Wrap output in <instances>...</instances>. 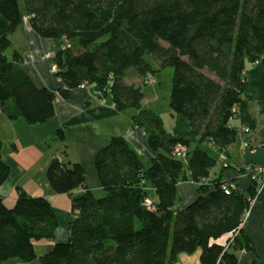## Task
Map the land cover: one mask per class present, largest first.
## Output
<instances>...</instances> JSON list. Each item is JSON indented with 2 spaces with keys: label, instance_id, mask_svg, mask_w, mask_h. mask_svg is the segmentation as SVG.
Here are the masks:
<instances>
[{
  "label": "trees",
  "instance_id": "obj_1",
  "mask_svg": "<svg viewBox=\"0 0 264 264\" xmlns=\"http://www.w3.org/2000/svg\"><path fill=\"white\" fill-rule=\"evenodd\" d=\"M23 2L34 32L60 41L53 64L64 86L57 93L67 99L92 86L100 98L111 96L118 112L134 109L132 125L145 130L153 156L145 162L126 137L111 136L94 156L103 189L97 196L80 162L53 154L47 178L54 192L71 196L69 236L38 258L35 243L54 239L59 226L50 199L22 188L9 205L0 193V264H172L198 247L202 264H238L249 246L240 228L262 175L252 179L256 165L241 170L252 180L247 195L237 187L225 193L222 185L236 184L212 171L229 168V148L245 133L232 120L247 66L264 58V0ZM22 17L20 0H0V105L10 119L45 123L57 115V93L35 80L19 50L7 52ZM167 66L174 68L172 131L143 105V89L127 80L131 70L156 75ZM10 173L0 137V186ZM186 180L199 184L198 196L175 209L178 184Z\"/></svg>",
  "mask_w": 264,
  "mask_h": 264
},
{
  "label": "crops",
  "instance_id": "obj_2",
  "mask_svg": "<svg viewBox=\"0 0 264 264\" xmlns=\"http://www.w3.org/2000/svg\"><path fill=\"white\" fill-rule=\"evenodd\" d=\"M26 36L28 37L29 44L23 53L24 67L33 75L40 85L46 86L57 93L64 85L57 79L56 74L53 73L51 69L53 65V57L60 47V41L57 39L39 37L34 30L28 29ZM46 60H50L51 64L50 68L47 66L44 69L43 65ZM246 70L247 80L245 93L241 102L238 104L237 116L232 120V124L239 129L248 127L250 128V132L247 134L243 133L240 140L230 146L228 151L230 160L229 168L224 170L223 166L219 164L212 171V176L218 177L222 173L225 180L234 182L239 191L249 195L251 192L250 186L252 180L248 175L249 171L243 173L241 170H245L246 168L248 170L252 165L264 166V58L259 65H256L255 63L249 64ZM55 105L57 115L51 120H54V127L55 125H58L59 129H62L63 131L64 128L68 127H78V130L81 128L82 130H86L87 127H84L83 125L88 124L91 121H105L110 118L128 120L129 125L127 131H105L98 144L104 146L105 143L107 144L109 142L111 136L124 134L123 136L128 139L132 147H134L142 156L147 157L148 159L153 156V152L149 149L147 144V134L145 130L143 128H135L132 125V113L127 117L121 118L123 113L117 111L112 97L107 96L100 98L92 86H87L85 89L79 87L72 90L67 99L62 98L57 93L55 97ZM18 122L23 128H25V124L23 125L21 121ZM244 139L250 141L252 148H244ZM12 176L13 174L10 173L8 180L0 186V193L9 205L14 204L18 196V190L22 189L21 186L12 179ZM198 186L199 184L191 180L180 182L178 184L180 201L175 209L182 208L195 200L198 196ZM81 191L82 190H77L75 193ZM52 192L53 191H46L45 194L28 193L38 196L50 195L51 198ZM54 209L58 216L57 209L55 207ZM71 218L72 208L70 213H66V219H69L70 221ZM57 232L58 231H56L55 234V242L64 241L69 236L68 233L67 237L59 239L57 238ZM239 236L242 237L243 240H247L249 246L244 248L245 250H240L238 253V264H264V183L259 198L251 203L249 216L246 218ZM199 258L200 250L192 255L188 253H180L177 260L172 264H197V259Z\"/></svg>",
  "mask_w": 264,
  "mask_h": 264
},
{
  "label": "rangeland",
  "instance_id": "obj_3",
  "mask_svg": "<svg viewBox=\"0 0 264 264\" xmlns=\"http://www.w3.org/2000/svg\"><path fill=\"white\" fill-rule=\"evenodd\" d=\"M20 4L23 14V24L14 36L13 45L7 52L8 54H12L14 50H19L22 53L21 60L23 62V53L29 44L26 32L27 29H33L30 26L23 0H20ZM50 64V60L44 61L43 68L45 69L47 66L50 68ZM155 67H158V63H155ZM51 70L53 73H56L54 64ZM173 74L174 68L167 66L162 68L156 75L147 74L141 76L137 72L131 70L127 79L128 82L135 83L143 89L146 93L143 105L159 114L164 120L166 129L169 131L173 130L176 123V119L172 115L170 109V92ZM133 111L134 109L132 108L128 109L121 115V118L127 117ZM18 121H21L23 125L25 124V128H23ZM53 121L54 120L45 123L28 124L23 119H10L0 105V137L3 143L5 160L8 161L11 173L13 174L12 179L18 183L21 188L31 193L45 194L46 191H53L48 183L47 167L53 158V154H60L67 163L80 162L87 171V185L93 189L97 196L103 195V189L100 186L94 163L96 152L103 147V145L98 144V142L101 141L103 132L105 131H127L129 125L128 120L110 118L105 121H91L83 125L87 127L86 130H82V128L78 130V127L64 128L63 138L60 137L59 126L55 125L54 127ZM144 159L145 162L149 160L147 157H144ZM261 175L262 183H264V173ZM262 189L263 184L257 187L255 194L250 197L251 203L259 198ZM149 192L150 196H153V191L150 190ZM48 198L58 211L59 226L57 229V238L62 239V237H67L69 233L67 229L69 219H66V213H70L72 208L71 197L67 194H59L53 191L51 198L50 195ZM54 239H45L35 243V252L38 258L54 246ZM198 250H200L201 256V247H198L195 252L188 254H195ZM32 264L40 263L36 260L32 262ZM197 264H202L201 257L197 259Z\"/></svg>",
  "mask_w": 264,
  "mask_h": 264
},
{
  "label": "built area",
  "instance_id": "obj_4",
  "mask_svg": "<svg viewBox=\"0 0 264 264\" xmlns=\"http://www.w3.org/2000/svg\"><path fill=\"white\" fill-rule=\"evenodd\" d=\"M260 62H261V60H257V61L255 62V64H256V65H257V64H260ZM80 88H81V89H85L86 86L81 85ZM244 132H245V133H249V132H250V128H248V127L245 128V129H244ZM248 147H249L248 142H244V148H248ZM175 152H176L177 155H179V156L182 157V156L185 155V153H186V149H185L184 147H177L176 150H175ZM253 170H254L256 173L254 172V174H253V176H252V179H256L257 176H258L259 174H263V173H264V167H263V166H258V165H256L255 167H253ZM262 184H263V183H262ZM222 189L224 190L225 193H230V191H232L233 189H235V185H234V184H229V183H227V184L222 185ZM148 203H151V202L148 201ZM248 215H249V210L246 211L245 214H244L243 224H244L246 218L248 217ZM243 224H242V225H243ZM240 229H242V226H241ZM237 234H238V233H237ZM235 235H236V234H235ZM235 235H234V236H235Z\"/></svg>",
  "mask_w": 264,
  "mask_h": 264
},
{
  "label": "water",
  "instance_id": "obj_5",
  "mask_svg": "<svg viewBox=\"0 0 264 264\" xmlns=\"http://www.w3.org/2000/svg\"><path fill=\"white\" fill-rule=\"evenodd\" d=\"M243 228V227H242Z\"/></svg>",
  "mask_w": 264,
  "mask_h": 264
}]
</instances>
